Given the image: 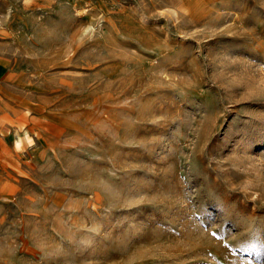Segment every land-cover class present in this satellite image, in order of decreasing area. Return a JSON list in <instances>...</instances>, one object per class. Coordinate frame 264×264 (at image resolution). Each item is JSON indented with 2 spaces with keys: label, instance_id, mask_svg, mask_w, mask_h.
Here are the masks:
<instances>
[{
  "label": "rangeland",
  "instance_id": "1",
  "mask_svg": "<svg viewBox=\"0 0 264 264\" xmlns=\"http://www.w3.org/2000/svg\"><path fill=\"white\" fill-rule=\"evenodd\" d=\"M0 264H264V0H0Z\"/></svg>",
  "mask_w": 264,
  "mask_h": 264
}]
</instances>
